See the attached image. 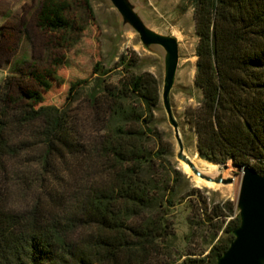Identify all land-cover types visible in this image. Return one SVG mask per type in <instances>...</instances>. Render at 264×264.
<instances>
[{"label":"trees","instance_id":"trees-1","mask_svg":"<svg viewBox=\"0 0 264 264\" xmlns=\"http://www.w3.org/2000/svg\"><path fill=\"white\" fill-rule=\"evenodd\" d=\"M192 3L202 99L185 121L203 157L264 174V0ZM79 8L92 11L91 0H45L36 25L58 40L76 28ZM140 59L132 49L97 62L92 84L74 81L62 106L0 83V264H215L229 246L234 201L209 207L206 196L198 209L208 220L234 215L227 237L177 259L166 243L183 173L172 165L167 180L158 169L172 144L155 121L158 77L138 71ZM59 64L32 69L36 84L50 89Z\"/></svg>","mask_w":264,"mask_h":264},{"label":"rangeland","instance_id":"rangeland-1","mask_svg":"<svg viewBox=\"0 0 264 264\" xmlns=\"http://www.w3.org/2000/svg\"><path fill=\"white\" fill-rule=\"evenodd\" d=\"M166 1L171 6L182 7L185 10L183 21L188 34L187 47L195 56L190 69L194 70V75L192 78L187 77L186 80L187 84L195 88V93L181 98L177 103V111L185 119L186 107L196 106L202 99V91L194 81L197 70L195 47L198 38L194 28L193 3L192 0ZM44 2L45 0H0V83L10 81V91L16 97H20L22 89L36 88L42 91L45 103L62 106L74 81L82 79L85 80V85L92 84L94 66L97 62L112 65L121 52L127 53L132 49L141 57L137 70L154 71L143 65L145 53L130 36L120 43L117 54L113 56L105 16L95 0H91L92 11L79 8L75 12L76 28L70 35L62 36L58 40L55 34L36 25V14ZM54 62L61 63L56 70L57 78L52 82L50 89L44 90L36 84L30 71L50 67ZM120 73L116 71L106 77V80L116 82ZM155 115L156 118L159 117L157 112ZM156 124L166 134L165 127ZM188 132L193 133L190 129ZM151 146L158 147L156 141H152ZM228 162L232 163V160ZM172 165L177 167L172 159L170 164L163 161L158 165L160 173L167 180L173 179ZM234 166L233 172L239 176L237 189L233 190L236 191L235 195L223 190L213 193L210 189L194 183L183 186V174V179L175 192V204L169 207L167 214L174 234L166 243L176 259L185 253L207 252L215 242L227 237L226 225L234 215L227 219L221 217L208 220L198 208L203 205L202 197L206 196L209 207L214 203L222 206L227 200H232L235 211L238 212L236 197L242 173L236 165ZM220 209L223 212L228 211L226 207Z\"/></svg>","mask_w":264,"mask_h":264},{"label":"water","instance_id":"water-1","mask_svg":"<svg viewBox=\"0 0 264 264\" xmlns=\"http://www.w3.org/2000/svg\"><path fill=\"white\" fill-rule=\"evenodd\" d=\"M95 2L105 16L113 56L130 36L145 53L143 65L154 69L152 72L158 77L159 117L155 121L166 129L172 144L169 157L184 174L183 186L199 181L213 193L236 190L239 176L233 172L234 165L242 173L236 197L240 223L215 264H264V174L251 165L203 157L196 136L188 132V124L177 111L178 101L195 93V88L186 82L193 54L187 47L185 10L166 0Z\"/></svg>","mask_w":264,"mask_h":264},{"label":"bare ground","instance_id":"bare-ground-1","mask_svg":"<svg viewBox=\"0 0 264 264\" xmlns=\"http://www.w3.org/2000/svg\"><path fill=\"white\" fill-rule=\"evenodd\" d=\"M194 59H195V56L192 57L193 61H194ZM187 75H188V78H190V77L192 78L193 75H194V70L192 69L191 71H189ZM194 184L197 185V186L205 187V185L203 183L199 182V181L194 182ZM224 191H226V192H228L229 194H232V195H235V193H236V191H233V190L224 189L223 192Z\"/></svg>","mask_w":264,"mask_h":264}]
</instances>
